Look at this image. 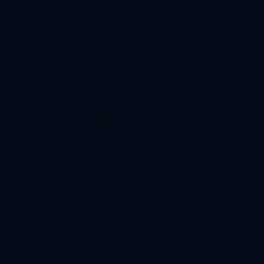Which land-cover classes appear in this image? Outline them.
Segmentation results:
<instances>
[{
	"label": "water",
	"instance_id": "obj_1",
	"mask_svg": "<svg viewBox=\"0 0 264 264\" xmlns=\"http://www.w3.org/2000/svg\"><path fill=\"white\" fill-rule=\"evenodd\" d=\"M0 264H264V0H0Z\"/></svg>",
	"mask_w": 264,
	"mask_h": 264
}]
</instances>
